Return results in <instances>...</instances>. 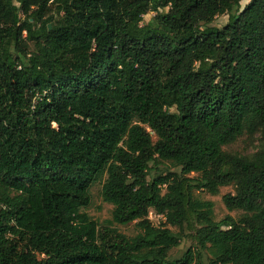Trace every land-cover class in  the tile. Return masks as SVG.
<instances>
[{"label": "trees", "instance_id": "16d2710c", "mask_svg": "<svg viewBox=\"0 0 264 264\" xmlns=\"http://www.w3.org/2000/svg\"><path fill=\"white\" fill-rule=\"evenodd\" d=\"M257 133L252 155L224 149ZM226 186L241 214L217 220L200 193ZM204 254L264 264V0H0V264Z\"/></svg>", "mask_w": 264, "mask_h": 264}, {"label": "rangeland", "instance_id": "374dc122", "mask_svg": "<svg viewBox=\"0 0 264 264\" xmlns=\"http://www.w3.org/2000/svg\"><path fill=\"white\" fill-rule=\"evenodd\" d=\"M248 1H245L244 4H247ZM154 16V13L151 12L147 14L144 17L145 22H148L152 19ZM228 21V16H221L218 17L215 22L212 25L220 26ZM33 48V44H31ZM154 139H156V136L153 134ZM263 144V141L261 140V134L257 133L254 136L250 135H244L240 137L236 142L225 146L224 149L226 151L240 154V155H252L253 153L257 152L261 145ZM169 168L171 170L176 169L172 164L169 163H163L161 165V168L166 169ZM195 176L196 174H192V176ZM106 180V177L101 181L95 183L91 188V195H92V203L91 205L85 209V211L97 222H99L101 225H107V221L112 219L113 215V205L106 202L102 196V188L103 184ZM227 193H235L234 186H226L221 187L220 192L217 195H212L208 192L202 191L200 193V196L203 199L211 200L215 204V216L217 220L223 219L226 215H232L236 218H238L241 214L240 211H229L226 207L223 196ZM149 219L155 226H159L162 222H164V217L157 214L154 210L150 212ZM114 227H117L122 233L128 235V236H135L140 232V229L137 225V222L130 223L128 225H113ZM174 231H178L177 228H172ZM184 233H188V230H185ZM197 248V244H195L188 236H184L182 239V242L180 246L174 248L170 252V256L172 258H179L181 257L184 252L189 247ZM195 264H210V260L206 254L202 255Z\"/></svg>", "mask_w": 264, "mask_h": 264}, {"label": "built area", "instance_id": "2783aa9c", "mask_svg": "<svg viewBox=\"0 0 264 264\" xmlns=\"http://www.w3.org/2000/svg\"><path fill=\"white\" fill-rule=\"evenodd\" d=\"M162 217H164L163 215H161Z\"/></svg>", "mask_w": 264, "mask_h": 264}, {"label": "water", "instance_id": "95a60500", "mask_svg": "<svg viewBox=\"0 0 264 264\" xmlns=\"http://www.w3.org/2000/svg\"><path fill=\"white\" fill-rule=\"evenodd\" d=\"M51 27V26H50Z\"/></svg>", "mask_w": 264, "mask_h": 264}]
</instances>
